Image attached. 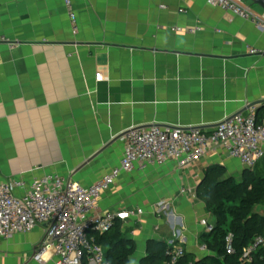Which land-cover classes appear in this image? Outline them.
Instances as JSON below:
<instances>
[{
    "label": "crops",
    "instance_id": "0c3cea01",
    "mask_svg": "<svg viewBox=\"0 0 264 264\" xmlns=\"http://www.w3.org/2000/svg\"><path fill=\"white\" fill-rule=\"evenodd\" d=\"M72 4L75 33L63 0H0V181L57 174L89 186L119 164L123 142L75 170L132 128L209 132L258 100L264 113V28L207 0ZM227 158L242 171L216 150L185 168L168 161L122 172L102 192L100 212H134L115 220L134 244L129 264H142L156 241H180L187 263L210 253L200 221L215 217L196 189L210 165L235 172ZM44 229L1 241L0 264H39L31 258Z\"/></svg>",
    "mask_w": 264,
    "mask_h": 264
},
{
    "label": "built area",
    "instance_id": "2783aa9c",
    "mask_svg": "<svg viewBox=\"0 0 264 264\" xmlns=\"http://www.w3.org/2000/svg\"><path fill=\"white\" fill-rule=\"evenodd\" d=\"M207 3L248 20L257 28H264V19L242 0H207ZM63 4L75 33L72 0H63ZM173 30L196 31L180 27ZM95 79L100 81L102 76ZM120 140L123 154L119 164L89 186L57 174H44L30 181L22 178L0 181V242L44 224L42 240L31 258L33 261L42 264L52 258L53 264H107L104 250L94 241L93 234L108 232L118 215L129 216L134 212H100L98 203L102 192L110 188L122 172L143 171L148 166H161L168 161L185 168L216 150L237 159L242 168L248 170L264 162V119L257 120L254 107L223 120L209 132L199 127L151 126L132 128ZM200 223L206 232L213 229V224L204 219ZM167 244L165 264H182L185 254L182 243ZM256 248L264 250V236L254 238L243 250L242 260H249ZM232 252L231 235H228L226 253Z\"/></svg>",
    "mask_w": 264,
    "mask_h": 264
},
{
    "label": "trees",
    "instance_id": "16d2710c",
    "mask_svg": "<svg viewBox=\"0 0 264 264\" xmlns=\"http://www.w3.org/2000/svg\"><path fill=\"white\" fill-rule=\"evenodd\" d=\"M257 112V120H263L264 113L259 115ZM263 165L261 161L253 170L242 171L239 180L227 175L223 165L213 164L204 170L196 196L204 203L206 211L215 217L213 229L203 231L201 235L210 253L192 263L183 261L184 254L182 264H264L262 248L252 251L249 260H242L243 250L256 236H264V215L254 211L264 200ZM112 228L102 234L95 233L94 241L102 246L107 264H129L134 244L115 223ZM228 235H231V254L226 253ZM168 248L169 245L162 241L152 243L142 264H165Z\"/></svg>",
    "mask_w": 264,
    "mask_h": 264
},
{
    "label": "water",
    "instance_id": "95a60500",
    "mask_svg": "<svg viewBox=\"0 0 264 264\" xmlns=\"http://www.w3.org/2000/svg\"><path fill=\"white\" fill-rule=\"evenodd\" d=\"M248 2L253 5L258 7L260 10L264 11V0H248ZM262 103V100H258L255 102L250 103L247 106V109H250L251 107H254L256 104H260ZM258 108H255V110L257 111ZM241 113V112H240ZM231 118V117H230ZM229 119V118H228ZM217 125V124H216ZM126 132H124L123 134L116 136L114 138H112L107 144H105L104 146H102V148H100L97 152H95L92 156H90L88 159H86L75 171H78L79 169H81L82 167H84L86 164H88L93 158H95L98 154H100L103 150H105L107 147H109L111 144L115 143L116 141H118L122 135H124Z\"/></svg>",
    "mask_w": 264,
    "mask_h": 264
},
{
    "label": "rangeland",
    "instance_id": "374dc122",
    "mask_svg": "<svg viewBox=\"0 0 264 264\" xmlns=\"http://www.w3.org/2000/svg\"><path fill=\"white\" fill-rule=\"evenodd\" d=\"M247 2H248V0H245V3H247ZM259 10H260V9H259ZM226 160H227L228 164L231 163L230 165H231V167H232V168L234 169V171H235V172L230 173L231 175L228 174V173H227V175L232 176L235 180H239V179H240L241 171L239 170V167H238L237 163H236L233 159H229V158H227ZM229 160H230V162H229ZM263 166H264V165H263ZM262 170L264 171V167H263ZM255 171H257V169H255ZM254 211H256V212L259 213V214L264 215V200L262 201L261 204L257 205V206L254 208Z\"/></svg>",
    "mask_w": 264,
    "mask_h": 264
},
{
    "label": "flooded vegetation",
    "instance_id": "af4514ba",
    "mask_svg": "<svg viewBox=\"0 0 264 264\" xmlns=\"http://www.w3.org/2000/svg\"><path fill=\"white\" fill-rule=\"evenodd\" d=\"M245 170H248V169H246V168H242V171H245ZM242 171H241V172H242Z\"/></svg>",
    "mask_w": 264,
    "mask_h": 264
}]
</instances>
